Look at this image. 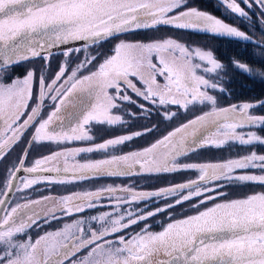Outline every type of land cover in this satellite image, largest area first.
Masks as SVG:
<instances>
[{
    "label": "snow or ice",
    "instance_id": "6c2138e0",
    "mask_svg": "<svg viewBox=\"0 0 264 264\" xmlns=\"http://www.w3.org/2000/svg\"><path fill=\"white\" fill-rule=\"evenodd\" d=\"M217 4L240 23L259 24L264 35V0ZM253 7L257 21L252 19L256 13L246 10ZM161 27L246 42L259 67L235 57L224 64L212 50L186 45L175 36L122 38ZM74 42L82 46L71 47ZM105 45H110L107 52ZM57 47H63L64 59L50 70L51 50ZM36 58L44 61L39 69L10 74ZM84 70L88 74L81 75ZM230 72L264 81V41L190 0H0V160L30 137L0 186V264H264V192L228 198L226 191L249 184L264 187V154L252 150L223 160L189 162L206 148L264 146L257 132L242 131L264 128V115L251 111L264 107V100L219 106L217 93L230 94ZM46 101L53 110L45 117ZM172 106L185 112L196 106L209 110L139 149L122 151L156 131L157 124L89 143L96 139L92 125L103 126L96 132L132 127L116 110L144 120L155 112L162 124L177 117ZM69 109L74 122L65 125ZM45 142L85 146L63 148L27 164L33 146ZM97 153L101 158H91ZM187 172L198 175L151 191L106 184L8 202L13 191L24 193L42 183L63 186ZM104 199L111 211L81 215ZM150 203H155L153 209ZM185 204L194 214L178 217L177 209ZM157 216L166 220L153 231L149 221ZM67 217L73 219L33 240L31 229ZM141 223L138 231L124 234Z\"/></svg>",
    "mask_w": 264,
    "mask_h": 264
},
{
    "label": "rangeland",
    "instance_id": "374dc122",
    "mask_svg": "<svg viewBox=\"0 0 264 264\" xmlns=\"http://www.w3.org/2000/svg\"><path fill=\"white\" fill-rule=\"evenodd\" d=\"M192 6H196L203 11L216 12L218 9H221V13H224V9L220 8L217 3H212L209 0H190ZM223 15V14H222ZM230 24L238 25L237 21L230 22ZM175 36L181 42L185 43L189 46H199L205 50H212L216 57L222 61L224 64H229V58L235 57L236 59L249 63L252 67H259L258 64L254 62L253 56L251 55L254 51L253 47H249V49L244 50L242 48V41L237 42L234 40L223 39L219 37H215L212 35L191 32V31H182L176 29H169L166 27H161L158 32H154L152 30L149 31H141L137 33L128 34L126 37H122L128 40H136V41H148L157 36ZM110 45H105L103 51L107 52ZM259 51V49H255ZM62 51L52 53V59L50 62V70H54L57 64L63 62V56L61 55ZM83 57H81L82 59ZM75 59L73 58L72 66H75ZM44 63L40 58H36L29 62H26L22 66L17 67V76H23L26 67H35L39 69L40 66ZM91 67V66H90ZM88 74L87 70H84L81 75ZM230 76L233 77L230 84L226 86L230 90V94H219V106L227 107L231 104H241L244 102H259L264 100V81L259 79H250L245 75H242L238 72H230ZM214 78V77H213ZM252 89V91L250 90ZM131 94V93H130ZM134 99H138L133 96ZM50 102V101H47ZM146 103V102H145ZM131 107L132 111H136L134 106L125 105V108ZM173 111H177V117L170 122L160 123L159 118L156 117L155 112H153L152 118L150 120H144L143 118H133L129 117L126 112L123 110L119 111L120 114L124 115L126 119L129 120V123L132 125L131 128H113L100 132H96L97 129L103 128V126L92 125L93 132L96 134V139L93 142L89 143H98L101 142L103 138L114 137L119 134H123L128 131L134 130H143L142 125L148 124L151 126L152 124H157L158 129L152 133L147 134L144 137L137 138L136 140L129 142L127 146L122 148L123 152H127L133 149H139L145 146H148L150 143L154 142L155 139L160 138L162 135L166 134L167 131L172 130L174 127L179 126V124L186 122L189 119L194 118L196 115H200L201 111H208L209 109L204 106H196V108H191L189 111L185 112L183 109H177L176 106H172ZM70 113L69 118L65 123L74 122V118L72 116V109L68 110ZM255 115H264V107H257L251 110ZM73 120V122H72ZM242 131H255L262 137H264V128H252V129H243ZM29 136L25 137V142L19 144L14 148L13 151L4 159L0 160V186H2L3 181L6 176V170L10 168L13 164H15L18 158L21 155L22 149L26 147V141L29 139ZM85 146V142H72L70 144H53L50 142H45L43 144L34 145L30 150V154L26 161L27 164H31V162L38 157L48 155L52 152L59 151L63 148H72V147H80ZM255 150L258 154H264V146L255 145V146H245L241 147L239 145H233L230 148H225L221 150H217L214 148H206L192 155L191 160L189 162H207V161H216L223 160L229 157H238L248 154L250 151ZM100 153L93 154L91 158L97 159L101 158ZM85 157H78L77 159H83ZM253 173L259 174V169L250 170ZM198 174L195 172H187V173H175V174H162V175H145L138 176L132 178H124V177H106L98 181H84L79 183H73L68 185H49V184H40L35 186L33 189L26 190L24 193L13 192L9 204H13L14 202L20 201L22 196H27L32 199H38L41 196H57L69 194L74 191H81L85 189H94L99 187L100 185L113 184V185H134L137 190L142 191H151L158 189L160 187L167 186L169 184L183 182L188 179L196 178ZM19 183V181H17ZM229 193L228 198H239L251 194L253 192H264V187L255 184H249L243 187H232L226 189ZM108 200L104 199L102 203L96 208L92 209L81 215H92L98 214L102 211H111V207L108 206ZM44 205H39L37 207H43ZM210 206V204H209ZM135 207V205H133ZM143 207V205H141ZM155 207V203H150L149 208L153 209ZM202 210V209H201ZM193 209H191L188 204H185L183 209H177L176 215L182 216L184 214H194ZM79 218V217H76ZM73 217H67L61 221H52L50 224H42L40 228L34 227L30 230V234L33 240L39 235L43 234L44 231L54 230L58 227H61L64 222H68ZM166 218L163 216H157L156 218L149 221L153 225V231L160 230V222L165 221ZM143 226V223L137 226H133L132 229L127 230L124 234H127L131 231H138L140 227Z\"/></svg>",
    "mask_w": 264,
    "mask_h": 264
},
{
    "label": "flooded vegetation",
    "instance_id": "af4514ba",
    "mask_svg": "<svg viewBox=\"0 0 264 264\" xmlns=\"http://www.w3.org/2000/svg\"><path fill=\"white\" fill-rule=\"evenodd\" d=\"M209 1L212 2V3H217V0H209ZM220 8L224 9L223 7H220ZM246 10H248L250 13H256V16H253V18H252L253 21H257L259 19V14H258L257 9L255 7H253L252 9H246ZM212 11H210L211 14L217 16L218 18L224 19L225 22H227L229 24H230V22L237 21L238 22L237 27L241 28V30H244V31L248 32L250 35H253L255 40L264 41V35L261 34V30H260L262 26H260L259 24H257L255 27H253L252 26V21L245 22V23H240V21L238 19H236L235 17L225 14V12L221 13V9H218L216 12H212ZM249 47H253V46H248V45H246V42L242 41V48L244 50L249 49ZM10 74L13 75V76H17V67L15 68L14 71H11ZM52 110H53L52 103L46 101V107H45L44 112H43L42 115L46 117V115ZM70 113L71 112H69L68 110L65 111V113H64V117H65L64 122H66L68 120ZM68 122L71 123L70 121H68ZM72 122H73V120H72ZM69 123H67V124H69Z\"/></svg>",
    "mask_w": 264,
    "mask_h": 264
},
{
    "label": "water",
    "instance_id": "95a60500",
    "mask_svg": "<svg viewBox=\"0 0 264 264\" xmlns=\"http://www.w3.org/2000/svg\"><path fill=\"white\" fill-rule=\"evenodd\" d=\"M70 46H71V47H77V46H82V45H81V42H74V43L71 44ZM51 51H52V52L63 51V47H57V48L52 49ZM19 175L22 176V175H24V173H20ZM13 192H14V191H13ZM13 192L9 195V197H8V202H9V200H10V198H11Z\"/></svg>",
    "mask_w": 264,
    "mask_h": 264
},
{
    "label": "trees",
    "instance_id": "16d2710c",
    "mask_svg": "<svg viewBox=\"0 0 264 264\" xmlns=\"http://www.w3.org/2000/svg\"><path fill=\"white\" fill-rule=\"evenodd\" d=\"M250 90L252 91V89H250ZM262 94H263V95H258V96H261V97L264 96V93H262Z\"/></svg>",
    "mask_w": 264,
    "mask_h": 264
}]
</instances>
